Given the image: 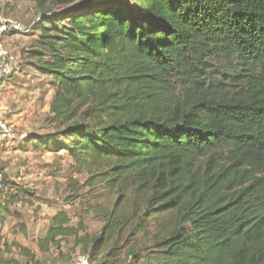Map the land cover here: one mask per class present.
<instances>
[{
	"label": "trees",
	"instance_id": "1",
	"mask_svg": "<svg viewBox=\"0 0 264 264\" xmlns=\"http://www.w3.org/2000/svg\"><path fill=\"white\" fill-rule=\"evenodd\" d=\"M31 31L57 130L25 145L86 175L103 264H264V0H101ZM85 231L61 211L39 245Z\"/></svg>",
	"mask_w": 264,
	"mask_h": 264
},
{
	"label": "rangeland",
	"instance_id": "2",
	"mask_svg": "<svg viewBox=\"0 0 264 264\" xmlns=\"http://www.w3.org/2000/svg\"><path fill=\"white\" fill-rule=\"evenodd\" d=\"M91 1L101 0H72L67 4L57 0H0V17L33 28L44 12L61 15L80 5L89 6ZM30 33L2 40L15 57V64L12 74L0 84H5L0 91V119L13 127L15 136L0 141V173L5 177L0 208L7 210L0 223V264L111 263V249L94 250L91 241L100 235L103 222L85 213L88 198L82 195V186L86 175L77 171L64 151L25 145L27 139L57 130L49 120L54 90L50 79L37 69L38 60L32 59L39 34ZM61 211L70 217L71 224H84L86 231L80 236L87 234L86 240L90 238L86 247L74 238L63 239L58 247L39 245L52 218ZM118 264H134V260L122 257Z\"/></svg>",
	"mask_w": 264,
	"mask_h": 264
},
{
	"label": "built area",
	"instance_id": "3",
	"mask_svg": "<svg viewBox=\"0 0 264 264\" xmlns=\"http://www.w3.org/2000/svg\"><path fill=\"white\" fill-rule=\"evenodd\" d=\"M31 28L8 18L0 17V84L12 74L15 57L3 45L2 40L16 34H28ZM15 136V130L3 118L0 119V141H8ZM5 191V177L0 173V194ZM84 259V258H83Z\"/></svg>",
	"mask_w": 264,
	"mask_h": 264
},
{
	"label": "crops",
	"instance_id": "4",
	"mask_svg": "<svg viewBox=\"0 0 264 264\" xmlns=\"http://www.w3.org/2000/svg\"><path fill=\"white\" fill-rule=\"evenodd\" d=\"M5 84L0 85V91L4 88Z\"/></svg>",
	"mask_w": 264,
	"mask_h": 264
},
{
	"label": "water",
	"instance_id": "5",
	"mask_svg": "<svg viewBox=\"0 0 264 264\" xmlns=\"http://www.w3.org/2000/svg\"><path fill=\"white\" fill-rule=\"evenodd\" d=\"M94 1L88 2V5H91Z\"/></svg>",
	"mask_w": 264,
	"mask_h": 264
}]
</instances>
